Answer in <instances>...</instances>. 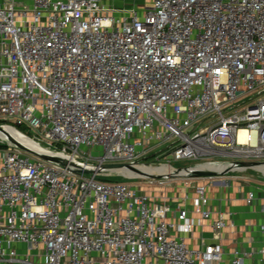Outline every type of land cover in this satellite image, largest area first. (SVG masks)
I'll list each match as a JSON object with an SVG mask.
<instances>
[{
    "label": "built area",
    "instance_id": "built-area-1",
    "mask_svg": "<svg viewBox=\"0 0 264 264\" xmlns=\"http://www.w3.org/2000/svg\"><path fill=\"white\" fill-rule=\"evenodd\" d=\"M131 1L0 0V264H223L207 190L264 194V0Z\"/></svg>",
    "mask_w": 264,
    "mask_h": 264
},
{
    "label": "crops",
    "instance_id": "crops-1",
    "mask_svg": "<svg viewBox=\"0 0 264 264\" xmlns=\"http://www.w3.org/2000/svg\"><path fill=\"white\" fill-rule=\"evenodd\" d=\"M253 185H245L242 188L231 186L227 189L211 188L207 190L210 199V207L215 212L224 215L226 227L219 234L213 231L209 224L204 227H195L192 233L186 236V244L189 248L203 247L204 245L217 243L223 251V264H230L234 252L244 254L247 264H264V254L259 251L264 249V236L259 227L264 220L261 213V205L264 202V194L261 190L256 192L257 201L248 205L244 198L248 191L253 190ZM185 189L181 185L166 188H147L146 192L153 198L160 200L166 195L171 207L169 220L175 221V212L178 203L174 201L180 197ZM162 202V201H161ZM145 264H159L152 259H147Z\"/></svg>",
    "mask_w": 264,
    "mask_h": 264
},
{
    "label": "rangeland",
    "instance_id": "rangeland-1",
    "mask_svg": "<svg viewBox=\"0 0 264 264\" xmlns=\"http://www.w3.org/2000/svg\"><path fill=\"white\" fill-rule=\"evenodd\" d=\"M104 1H105L106 4L107 3L108 4H112L110 2V0L109 1L108 0H104ZM123 1L126 4H131L132 3L131 0H117V2L115 3L116 5H114V6L119 7V4H117V3H120L121 4V3H123ZM149 4H150V0H137V5L140 6V7H146ZM16 128H17L18 131H20L21 133H23V134H25L27 136H30L31 135V132L28 131L26 127H16ZM41 145L44 146V144H41ZM160 150H162V149H160ZM157 151H159V149ZM168 160H170V158H167V161ZM170 165L172 167H174V168H183V167H187L189 165H195V162H176V161H172V162H170ZM248 174H249V176H253L254 178H257L258 180H260V181H258V180H256V181L260 182L261 185H264V177L259 178L257 176L258 174L255 171H253V170H250L248 172ZM119 180H121V179H119ZM175 183H176L175 180H172L171 181V185H174Z\"/></svg>",
    "mask_w": 264,
    "mask_h": 264
},
{
    "label": "bare ground",
    "instance_id": "bare-ground-1",
    "mask_svg": "<svg viewBox=\"0 0 264 264\" xmlns=\"http://www.w3.org/2000/svg\"><path fill=\"white\" fill-rule=\"evenodd\" d=\"M3 132L0 131V139H6L7 135L11 136L13 139H15L16 141H18L20 144H22L23 146H25L28 149H31L33 151H42L41 148H39V146H37L36 144L32 143L31 140H29L28 138L24 137L23 135H21L20 133L16 132L14 129L10 128V127H3ZM243 132L240 133V138H242L243 136ZM141 171H146V172H151L150 169H144ZM124 174H126L127 176H132L134 173L132 171L129 170H123Z\"/></svg>",
    "mask_w": 264,
    "mask_h": 264
},
{
    "label": "water",
    "instance_id": "water-1",
    "mask_svg": "<svg viewBox=\"0 0 264 264\" xmlns=\"http://www.w3.org/2000/svg\"><path fill=\"white\" fill-rule=\"evenodd\" d=\"M0 131L3 132V133H5L1 127H0ZM6 138H7L10 142H12L13 144H15L17 147H19L21 150H23V151H25V152H27V153H30V154H33V155H34V153H33L32 151H30L29 149H27L25 146H23V145L20 144L18 141H16L15 139H13L11 136L7 135ZM53 161H54V160H53ZM121 166H122V165H111V166H108V167H110V168H119V167H121Z\"/></svg>",
    "mask_w": 264,
    "mask_h": 264
}]
</instances>
